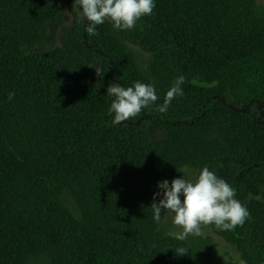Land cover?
<instances>
[{"label": "trees", "instance_id": "obj_1", "mask_svg": "<svg viewBox=\"0 0 264 264\" xmlns=\"http://www.w3.org/2000/svg\"><path fill=\"white\" fill-rule=\"evenodd\" d=\"M60 1L82 16L64 50L54 48L55 8L0 0V264H211L210 239L176 240L159 231L165 211L153 219L158 183L184 166L236 190L250 218L212 228L245 264H264V4L154 0L136 42L186 78L183 95L166 113L114 125L108 85L148 84L146 75L108 21L90 36L82 9Z\"/></svg>", "mask_w": 264, "mask_h": 264}, {"label": "clouds", "instance_id": "obj_2", "mask_svg": "<svg viewBox=\"0 0 264 264\" xmlns=\"http://www.w3.org/2000/svg\"><path fill=\"white\" fill-rule=\"evenodd\" d=\"M74 5L82 9L83 17L89 22L86 32L90 36L99 35L97 26L106 21L111 22L115 30H131L138 20L151 15L155 7L154 0H74ZM185 82L183 75L176 78L159 105L152 84L137 81L127 88L118 83L109 84L107 95L114 98L108 109V114L114 117L112 123L119 125L129 121L143 109L166 113L171 102L183 95ZM157 187L160 191L153 196L151 204L153 219L159 223L162 211L174 214L173 226L181 231L169 235L176 240L202 236V226L208 225H214L220 231H232L250 218L246 207L235 199L236 190L207 167L200 171L195 181L180 177L173 179L171 184L162 181ZM157 197H161L158 203ZM176 253L184 256L188 250L179 247Z\"/></svg>", "mask_w": 264, "mask_h": 264}, {"label": "rangeland", "instance_id": "obj_3", "mask_svg": "<svg viewBox=\"0 0 264 264\" xmlns=\"http://www.w3.org/2000/svg\"><path fill=\"white\" fill-rule=\"evenodd\" d=\"M43 2L55 8L56 13L59 14L55 21L57 26L54 32V48L56 50H64L70 47L74 40V33L82 23V16L78 9L72 5H63L60 0H43ZM257 2L264 4V0H257ZM137 22L133 29L119 31L115 30L112 23L108 21L113 34L132 51L136 63L146 75L148 84L154 85L157 95L165 96L177 77L168 71L165 59L158 54L147 52L137 44ZM98 72L99 70L96 68L93 78ZM146 129L151 140H159L161 138L160 133L153 126H147ZM198 175L199 171L197 169L187 166L181 169V176L186 180L195 181ZM262 192L264 193V188H262ZM258 199L264 202V196L258 197ZM62 203L74 214H77L70 197L64 195ZM173 215L172 213L166 212L161 222L159 231L165 236L169 235V233L181 231V229L173 226ZM202 232L203 235L201 237L210 239L217 251V256L211 264H245L242 259L241 250L236 245L218 235L213 230L212 225L202 226Z\"/></svg>", "mask_w": 264, "mask_h": 264}]
</instances>
